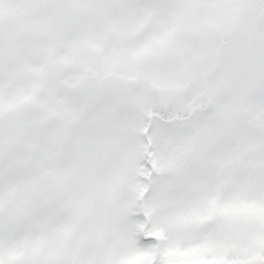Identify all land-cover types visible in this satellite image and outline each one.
I'll return each mask as SVG.
<instances>
[{
    "label": "snow or ice",
    "instance_id": "6c2138e0",
    "mask_svg": "<svg viewBox=\"0 0 264 264\" xmlns=\"http://www.w3.org/2000/svg\"><path fill=\"white\" fill-rule=\"evenodd\" d=\"M0 264H264V0H0Z\"/></svg>",
    "mask_w": 264,
    "mask_h": 264
}]
</instances>
